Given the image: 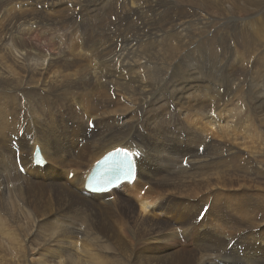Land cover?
<instances>
[{"label": "bare ground", "instance_id": "6f19581e", "mask_svg": "<svg viewBox=\"0 0 264 264\" xmlns=\"http://www.w3.org/2000/svg\"><path fill=\"white\" fill-rule=\"evenodd\" d=\"M42 1L53 6L64 5V0ZM111 1L96 2L99 4L96 10L101 12L94 21L78 18L79 14L74 16L82 27L80 31L90 32L83 49L90 50L93 57L110 56L106 60L114 65L110 76L96 69L87 74L84 68L90 62L88 53L79 54L72 46V52L65 57L54 54L47 59L45 55L43 62L33 69L36 73L32 75L36 79L40 76L37 85L29 90L20 89L23 87L17 75L0 67V189H3L0 191V264H264V237L246 236L252 235V230L255 235H260V231L263 234L264 205L254 210L251 215L254 219L248 222L247 208L251 204L245 202V193L238 194L245 186L254 184L255 191L264 199V158L259 157L264 151V74L251 82V68L238 61L242 51H247L254 60L255 70L264 68V62H260L264 59V42H256L258 36L264 37V28L257 29L254 20L264 17V11H255L264 0H257L247 8L255 13L251 16L253 20L241 30L227 24V38L233 35L245 38L240 44L242 48L237 47L240 52L231 47V42L228 47L235 66L225 62L227 54L220 62L215 58L218 50L213 48L215 39L197 41L192 46L185 43L184 37L191 34L187 25L191 23L181 15L188 17L190 12L166 14L172 7L166 0H145L140 9L136 7L138 0H124L122 11H117L120 0H113L108 6ZM237 3L240 5V0ZM13 6L14 0H0V56L30 70L33 58L28 54L18 57L16 54L21 52L10 42L23 46L31 42L34 48L47 53V38L43 40L39 36L42 32L37 35L29 29L41 23L46 26L53 19L42 10L46 23L25 10L22 15L16 12L12 15ZM113 12L117 19L113 18ZM2 14L9 25H2ZM177 20L184 21L180 31L166 30L167 24ZM124 22L127 32L123 35L126 42L123 47L122 40L108 45L98 43V39L114 35L107 28L109 25L123 27ZM49 26L59 29L54 24ZM131 30L134 34L129 37L126 34ZM17 32L23 36L20 40L13 36ZM72 32L65 34L70 36ZM49 46L52 51L56 48L52 41ZM69 56L72 58L68 59ZM176 56L178 59L168 65L167 60ZM234 73H238L237 78ZM90 82L97 85L98 94L91 95L85 89L79 92ZM15 83L19 88L13 86ZM220 83L224 85L220 87ZM218 87H226L227 93L248 88L243 92L247 115L231 122L237 118L239 107L237 114L222 108L229 106L232 111L233 105L230 98L223 100L222 105ZM131 89L137 91L127 95L125 92ZM19 91L26 96L18 95ZM171 105L176 106L175 111L170 110ZM222 111L226 112L222 114ZM174 121L180 122V126L167 125ZM244 121H249L250 126ZM92 123H95L93 130ZM73 125L77 126L73 129ZM184 130L186 137L182 135ZM84 140L87 142L82 145ZM202 144L204 150L196 153ZM36 145L42 147L48 166L44 170L34 168L25 188L7 190L11 183L8 177L17 173L14 146L21 151L22 163L31 164ZM118 147L141 155L140 177L133 187H125L109 202L99 205L96 196L90 199L85 195L81 177L102 155ZM188 157L187 168L184 164ZM177 166H181L180 171ZM72 168L76 175L70 182ZM147 185L150 189L143 196L142 190ZM218 190L223 192H215ZM213 192L218 195L211 204L209 223L202 226L205 232L193 234L186 230L190 248L186 249L176 226L168 219L185 228L194 210L202 208L205 195ZM14 194L26 196V206L5 204ZM112 206L120 208L122 214L113 221L116 229L103 220L97 228L89 224L94 213ZM178 210L186 215H173ZM2 214L13 224L2 218ZM224 215L242 223L241 229L234 228H238L240 236L231 237L234 246L229 260L219 257L227 238L222 236V230L227 224H220L221 230L216 220ZM84 222L87 226L80 234ZM6 229L18 231L6 233ZM39 232L47 237H33ZM80 235L82 252L78 250Z\"/></svg>", "mask_w": 264, "mask_h": 264}, {"label": "rangeland", "instance_id": "374dc122", "mask_svg": "<svg viewBox=\"0 0 264 264\" xmlns=\"http://www.w3.org/2000/svg\"><path fill=\"white\" fill-rule=\"evenodd\" d=\"M74 1H76V2L73 4ZM93 1H96V0H91L90 2H87L85 0H64V5L69 4V3H72V5H70L68 8H64L58 12L48 13V15L53 19L52 23H46L45 22L48 20L41 16V10H25V12L27 11L28 13L32 14L36 19H39V21H43L44 23H46V26H44L42 23L39 25H34L33 28L29 29V31L33 30L32 32L36 33L37 35H38V33L41 34V32H42V35H39V36L43 40L47 38V43L45 42V45L46 46L48 45L47 46L48 51L46 53V52H43V49L38 50V49L34 48L31 42L27 46H23L17 42H10L11 46L16 47V50L21 52V54H16L18 57H20L23 54H28L31 56V58H33L32 60L30 58L31 65H30V70H29L28 68L24 69V68H19L20 66H16L18 63L17 61H13V63H12L10 58L4 59L2 56H0V67L5 69L11 75H13V74L17 75L16 78H18L20 85L23 87L20 89L29 90L33 86L37 85V80L40 78V76L38 75V79H36V77L32 75V73H36L33 69H34V67H38L39 63L43 62V60L45 59V55H48L47 59H50L51 57H53L54 54H57L59 57H65L72 52L73 48L75 49L73 51H77L79 54H83L85 52L83 55H87V53H88L87 56H89L90 62L88 63L87 67L84 68V71L87 72V74L91 73V71L93 69H96L100 73H109V76L111 73H113V71H112L113 66H114L113 63L106 62V60L108 58H110V56L106 57V56H102V55H94V57H93V54H91L92 52L90 50L86 49L85 47H84V49L80 48L81 46H83L82 44H84V41L78 42L79 41L78 35H83L82 37L84 39H87L88 36L90 35V32L85 34V32L80 31V30H82V27H81L80 23L76 19H74V16L76 14H79L77 16L78 18H81V19L83 18V20L85 19L87 21H91V20L94 21L96 15L99 12H101V10H99L97 12V10L95 8L91 12L90 7L85 8V7H87V5L93 3ZM112 1L109 2L108 6L112 4ZM144 1L145 0H142V1L138 0L137 1L138 6L136 5V7L138 9H140L141 3H144ZM213 1L216 2L217 4H219L221 6V9H219L218 6L214 5L210 0H166V3L168 6L172 5V7H170V10L173 9V7H174V9L171 11L168 9L166 11V8H163L162 11H166V14H169L172 11L173 12H175V11L176 12H180V11L190 12V15H188V17H186V15L185 16L181 15L182 19H185V20L188 19V21L191 23V24L187 25L190 28L191 34L188 37H184V40H186L185 43L190 44L192 46V45H196L199 41H205L207 38H209L208 41H212L213 39H215L214 40L215 44L213 45V48H214V50L218 49L217 51H215V58L220 62L223 60V58L225 59V57H223V56L227 54V56H226L227 61L225 60V62H229L230 64H233L235 66L236 65L235 61H233V59L231 57H229V55H228V52H227L228 47H229L230 42H231V44H232L231 47L236 49L237 51H239L237 49V47L239 48L240 44H242L245 41V38L241 37V36L235 37V35H233L234 37L227 38V36L229 35L228 33H226L227 32L226 30L229 31V26L227 24L232 23L233 25H230V26L232 28L239 29V30H241L242 27H245L246 25H248L253 20L252 19L253 13H255V12H254V10L251 11L250 9H247V8L256 4L257 0H240V3H239L240 5H238V3H237L238 0H222V1L213 0ZM29 2L41 3L43 6H53V5H51L50 2H48V4H46L47 2L45 3L42 0H24V1L23 0H14V6L11 9L12 11H14V12H12V15L24 14L23 12H24L26 3H29ZM123 2H124V0H120V4L117 3V6H119L117 11H122ZM175 3H178L179 6L178 5L176 6ZM5 5H9V3H6ZM177 7H179L180 9L179 8L177 9ZM256 9H255V11H264L263 10L264 4L261 5L257 10ZM6 10L8 12H11L9 9H6ZM107 10L108 9H105V11H107ZM42 11H44V10H42ZM110 13L108 11L109 15H110ZM112 14H113V18L117 17L116 12H113ZM1 17L3 20L2 25H9L7 20H6V16H4L2 14ZM233 18H235V20ZM36 19L34 21H36ZM133 19H135V18H133ZM137 20L139 21V18H137ZM254 20L256 21L255 27L257 29L264 28V17L262 15L257 17ZM108 21H110V20L107 19V22ZM183 22H184L183 20L182 21L177 20L174 23L167 24L168 26L164 24V26H167L166 30L180 31L181 30L180 26L182 25ZM91 23H95V25L99 26V24L96 22H91ZM211 23H212V25H211ZM50 24L56 25L59 29H54V28L50 29V26H49ZM103 25H104V23H103ZM103 25H100V27H102ZM35 26L37 29L35 28ZM210 26H212V27H210ZM107 28L113 30L114 35L108 36L106 38L98 39V43L108 45V44H111L113 42H119L122 40V47H123L126 43L124 41L123 35L127 32V23L124 22L123 27H121L118 24H114V25H109ZM120 28H122V29H120ZM69 31H73V32L70 33V36H67V33L65 34V32H69ZM133 34H134V31L131 30L126 35L129 37H132ZM23 35H26V34H23ZM13 36H15L14 38L17 40H20L23 37L18 32H17V34L14 33ZM258 37H259V39L256 41L258 44H260L261 42H264L263 36H258ZM144 40H146V39L144 38ZM50 41H52L56 44V48L55 49L53 48V51L51 50L52 49L51 46H49ZM162 41L163 40L161 38L159 40V42L161 43ZM176 41H177V44H179V39ZM64 43L68 44L69 46L65 45ZM33 44H34V42H33ZM35 45L37 46V44H35ZM70 46L73 47L71 50H70V48H71ZM240 48H242V47L240 46ZM49 51H52V52H49ZM57 51H59L60 53L59 52L56 53ZM237 55H238V53H237ZM69 58H72V57L69 56L68 59ZM251 58H252L251 55L249 56L247 51H245V52L242 51V55H241V57L238 58L239 59L238 61H241L246 68L247 67L251 68V72H250L251 82H256L259 79V77L264 74V72H263L264 68L262 71H256L254 65L252 64V62H254V60H252ZM177 59H178L177 56L173 57L171 59H168L167 60L168 65H172ZM260 62H264V59L261 60ZM260 67H261V64H260ZM230 68L233 70L234 67L232 66ZM257 68H259V67H257ZM69 69H70V67H69ZM234 76L237 78L238 73H234ZM92 84H91V82L88 83V85H86V87L80 89L79 92H81L85 89V91H88V90L91 91V93H92L91 95L98 94L99 90L97 89V85L92 86ZM221 85H224V84L220 83V87H221ZM13 86L15 88H19L17 83H15ZM12 87H9V89H11ZM220 87H218V88H219V96L221 97L220 101H221L222 105H223V102L225 101V99L228 100L229 98H230L229 103L232 102L231 106L233 105L232 111H231V108L229 106L223 105L222 108H225L226 110H228L232 114L233 113L237 114L236 107H239V114H237V118L235 117V119H232L230 121L235 122L234 120H239V117H243V116L247 115L248 105L246 104V99L243 98V94H244L243 92L244 91L247 92L248 88L244 87L245 90L239 88V89L231 92V93H233V94H231V93L226 92V90H227L226 87L225 88L224 87L220 88ZM196 89L198 91H204V92L210 91L209 88H202V89L196 88ZM136 91L137 90H135V89H131L130 92L126 91L125 93L127 95H132ZM220 91H221V93H220ZM223 91H225V92L223 93ZM18 93H19L18 95L26 96L22 91H19ZM175 107L173 105H171L170 110L175 111L176 110ZM233 108H234V110H233ZM223 111H222V114H224L226 112V111L225 112H223ZM243 113H244V115H243ZM179 120L181 121V119H179ZM179 123L180 122H178V121H174L172 123L171 127L177 128V126H180ZM244 124H246L247 126H250L249 121H244ZM74 126H77V125H73V129H74ZM73 129L70 130V133ZM59 132L62 133V131H59ZM67 133H69V132H67ZM182 135H184V133ZM203 148H204V144H202L201 147H199V149L196 151V153L197 152L201 153L204 150ZM257 155L259 156L258 153H257ZM259 157L264 158V151H263V155H260ZM187 160H189V157L187 158ZM180 168H181V166H177V171H180ZM245 187H246L245 190L238 192V194L245 193L247 196L245 202H250V204H251V206H249L247 208L248 213H249L248 217H247V219H248L247 221L249 222L252 219H254L251 216L253 214L254 210H259L264 205V199H262V197L258 194V192L255 191L254 184H252L249 187L248 186H245ZM249 188H251L252 190ZM215 192H223V191L218 190ZM203 195H204V193H203ZM217 195L218 194L214 193V192L210 195H205V197H204L205 200L203 201V205H205L206 202L211 203L213 201V198H215ZM27 202H28V198L26 196H20V195L14 194L11 198H9L5 201V204L15 205L18 208L21 206H26ZM133 203H135V202H133ZM138 208L140 209L139 206H138ZM119 209L120 208L112 206L109 208H105V209H103L97 213H94L92 215L91 219L89 220V224L91 226H93L94 228H97L100 224V221L103 220L116 229L117 227L113 226V221L116 217L122 216V214L119 212ZM172 213H173V215L178 216V217L186 215V212H182L179 210H178V212H172ZM1 216H2V218L9 221V218L6 214H2ZM219 218H221V219H219ZM219 218L216 220V222L218 224V227L221 230H222L221 225L227 224V225H225L226 229H224L222 231H226L227 234L231 237H239L240 236L237 234L238 228L234 229L236 227H240V226L242 227V225H241L242 223L240 220H235L234 218H230L229 216L225 217V215L221 216ZM228 219H229V221H228ZM168 220L171 221L175 226L179 225L178 223H175L170 219H168ZM10 224H13V223L10 222ZM238 224H239V226H238ZM241 227H240V229H241ZM263 229H264V226H263L262 230ZM17 231L18 230L6 229L5 232L6 233H14ZM251 233H252V235L246 234V236L247 237H261V236L264 237V232L261 235V231H260V235H257V234L255 235L254 230H252ZM118 236L122 237V235H118ZM33 237H47V236H45L44 234L39 232V233H36ZM228 238H230V237H227L225 239V241H224L225 246L223 247L222 251L219 254L220 258H224L227 260L232 258L231 250L234 246L232 239H228ZM21 241L22 242L24 241V237H21ZM188 247H189V244L187 247H184V248L187 249ZM47 248L52 249L53 247H47ZM188 249H190V248H188ZM78 250L80 251L79 248H78ZM207 261H209V260H207ZM206 263L209 264L208 262H206ZM212 263L217 264L216 262H212Z\"/></svg>", "mask_w": 264, "mask_h": 264}]
</instances>
